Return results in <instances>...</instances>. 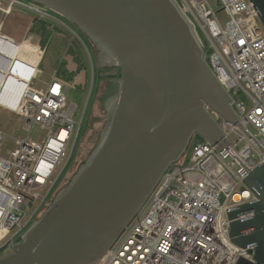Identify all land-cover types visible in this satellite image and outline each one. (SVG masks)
Instances as JSON below:
<instances>
[{
	"label": "water",
	"instance_id": "water-1",
	"mask_svg": "<svg viewBox=\"0 0 264 264\" xmlns=\"http://www.w3.org/2000/svg\"><path fill=\"white\" fill-rule=\"evenodd\" d=\"M31 1L72 22L122 77L97 149L0 264H99L194 136L228 146L214 115L234 125L238 119L171 0ZM250 2L264 27V0ZM245 183L258 201L228 212L230 236L254 257L237 264H264V163Z\"/></svg>",
	"mask_w": 264,
	"mask_h": 264
},
{
	"label": "built area",
	"instance_id": "built-area-1",
	"mask_svg": "<svg viewBox=\"0 0 264 264\" xmlns=\"http://www.w3.org/2000/svg\"><path fill=\"white\" fill-rule=\"evenodd\" d=\"M171 1L229 94L239 125L214 115L228 146L220 149L194 136L185 164L171 166L99 264L254 262L250 249L232 243L228 212L258 201L245 182L264 163V27L250 0H216V9L211 0ZM21 8L41 21L54 18L35 3L0 0V36ZM38 73L34 67L14 112L26 120L27 138L4 155L7 134L0 129V260L13 254L53 205L74 162L85 119H77L69 83L53 78L44 89L31 87ZM37 126L47 131L41 142L30 138Z\"/></svg>",
	"mask_w": 264,
	"mask_h": 264
},
{
	"label": "rangeland",
	"instance_id": "rangeland-1",
	"mask_svg": "<svg viewBox=\"0 0 264 264\" xmlns=\"http://www.w3.org/2000/svg\"><path fill=\"white\" fill-rule=\"evenodd\" d=\"M210 3L216 9V0H211ZM19 10L1 32L2 36L13 39L17 44H25L23 53L27 56L24 58L22 55L17 67L14 68L17 74L14 76L29 77L32 74V69L38 67L39 77L31 87L44 89L52 82L53 78L69 83L71 86L69 100L78 106L77 119L80 121L83 115L85 116L75 159L60 184L59 196L71 186L77 174L97 149L109 122L110 113L115 106V101L110 102V98L105 96L108 93L106 81L111 80L113 75L120 77L122 73L120 74L121 70L116 67L108 68L104 62L108 55L102 51L99 45L57 14H52L54 18L41 22L37 19L38 14L35 12L23 8ZM29 15L34 17V21L30 20L32 18ZM39 24L45 25L51 34L49 41L45 44L36 28ZM2 62L5 66L6 61ZM7 68L5 67V69ZM100 72L103 74L102 81L98 76ZM112 99L114 100V97ZM25 125L26 120L22 116L0 107V129L7 134L3 147L4 155H7L9 150L17 148V141L27 138ZM46 136L47 131L40 126L35 127L30 134V138L34 142H41ZM186 159L187 156L175 165H184Z\"/></svg>",
	"mask_w": 264,
	"mask_h": 264
},
{
	"label": "bare ground",
	"instance_id": "bare-ground-1",
	"mask_svg": "<svg viewBox=\"0 0 264 264\" xmlns=\"http://www.w3.org/2000/svg\"><path fill=\"white\" fill-rule=\"evenodd\" d=\"M24 45L17 44L13 39L0 36V106L13 112L17 108L21 93L28 87L31 80L27 82L14 76L16 74L14 68L17 67L22 55L24 58L27 56L23 53ZM42 55H44L43 52ZM2 61H6L5 66Z\"/></svg>",
	"mask_w": 264,
	"mask_h": 264
},
{
	"label": "flooded vegetation",
	"instance_id": "flooded-vegetation-1",
	"mask_svg": "<svg viewBox=\"0 0 264 264\" xmlns=\"http://www.w3.org/2000/svg\"><path fill=\"white\" fill-rule=\"evenodd\" d=\"M21 1H24V2H27V3H35L36 4V2H34V1H31V0H21ZM50 11V10H49ZM54 14V13H53ZM60 17V16H59ZM60 18H62V19H64L63 17H60ZM64 20H66V19H64ZM68 23H70L71 25H73L75 28H77L72 22H70V21H68V20H66ZM78 29V28H77ZM79 30V29H78ZM87 38H89L88 36H87ZM90 39V38H89ZM105 53V52H104ZM106 55H108V58L107 59H105L104 60V62L106 63V66H108V68H113V67H115V63H114V61H113V59L111 58V56L108 54V53H105ZM110 59V60H109ZM116 69H118V68H116ZM115 70V69H114ZM99 76V80H101L102 81V79H101V75L99 74L98 75ZM121 80V79H120ZM120 80L118 79V78H115V77H111V80L110 79H108L107 81H106V83H107V87H106V91L107 92H109V90H110V88H111V90H113V89H118V92H117V95H118V93H119V89H120V84H119V82H120ZM106 92V93H107ZM111 93V92H110ZM117 95L116 94H114V95H111V94H105V96H108L109 98H110V102H114L115 100H116V97H117ZM114 97V100L112 99L113 97ZM112 97V98H111ZM90 119H91V117H90ZM62 182V181H61ZM61 182H60V184H61ZM60 184H59V186H60Z\"/></svg>",
	"mask_w": 264,
	"mask_h": 264
},
{
	"label": "trees",
	"instance_id": "trees-1",
	"mask_svg": "<svg viewBox=\"0 0 264 264\" xmlns=\"http://www.w3.org/2000/svg\"><path fill=\"white\" fill-rule=\"evenodd\" d=\"M37 5H38V4H37ZM41 7H42V6H41ZM36 22H37V21H36ZM41 22H42V21H41ZM37 23H38V22H37ZM36 28L39 30V32H40V34H41V36H42V39H43L44 44L47 43V42L49 41L50 37H51V34L47 31L46 26L43 25V24H39ZM118 70H119V69H118ZM118 70H117V71H118ZM99 74L101 75V79H103V74H102L101 72H100ZM120 74H121V71H120ZM112 77H115V78L120 79V78L122 77V74L120 75V77H117L116 75H113ZM100 81H101V80H100ZM106 87H107V85H106ZM109 91H111V93L108 92L107 94L110 93L111 95H114V94L117 95L118 89H113V90H111V88H110ZM103 96H104V94H103ZM103 96H102V97H103ZM197 138L200 139V140H203V139L200 138L199 136H197Z\"/></svg>",
	"mask_w": 264,
	"mask_h": 264
},
{
	"label": "crops",
	"instance_id": "crops-1",
	"mask_svg": "<svg viewBox=\"0 0 264 264\" xmlns=\"http://www.w3.org/2000/svg\"><path fill=\"white\" fill-rule=\"evenodd\" d=\"M20 11V10H19ZM29 17H30V15H29ZM36 17V16H35ZM30 18H32V19H30V20H33L34 19V17H30ZM34 21V20H33ZM31 27H32V24L30 25V29H31ZM29 31V30H28ZM41 62V61H40ZM31 76L32 75H30L29 77L28 76H23L22 78L25 80V81H29L30 79H31ZM68 78V77H67ZM70 78V77H69ZM68 78V79H69Z\"/></svg>",
	"mask_w": 264,
	"mask_h": 264
}]
</instances>
